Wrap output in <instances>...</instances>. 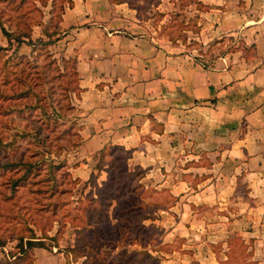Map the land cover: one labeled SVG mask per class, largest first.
<instances>
[{"label": "rangeland", "instance_id": "1", "mask_svg": "<svg viewBox=\"0 0 264 264\" xmlns=\"http://www.w3.org/2000/svg\"><path fill=\"white\" fill-rule=\"evenodd\" d=\"M85 1L0 0V264H45L48 259L41 253L46 250L64 253L69 264H175L206 239L222 264H260L251 254L254 238H264V209L254 213L259 200L243 181L231 196L228 190L221 195L218 186L225 188L226 180L219 178L220 162L177 161L162 171L155 159L147 165L149 161L134 163V146L117 143L102 157L101 149L87 156L81 150L84 110L79 98L85 86L80 62L108 41L104 34L109 30H143L170 50H182L203 64L244 45L233 36L219 43L223 38L204 34L202 12L211 8L204 0ZM131 23L140 27H128ZM96 25L105 33L87 31ZM245 51L250 53L247 47ZM154 151L152 147L150 154ZM108 155L113 159L103 162ZM87 157L94 165L91 174L84 172ZM11 159L19 163L7 164ZM98 159L103 166L96 165ZM31 163L27 181L13 188L12 178ZM110 166L118 196L114 207H125L126 214L120 235L107 230L95 239L81 222L97 204L94 198L111 196L106 191ZM202 171L209 176L202 178ZM181 173L191 187L178 192L182 186L175 183L176 193L172 184ZM204 181L219 193L202 194ZM223 231L228 238L219 235ZM21 236L24 246L28 238L43 245L25 251L19 245ZM146 250L155 258L146 256ZM183 260L180 264L190 259Z\"/></svg>", "mask_w": 264, "mask_h": 264}, {"label": "crops", "instance_id": "2", "mask_svg": "<svg viewBox=\"0 0 264 264\" xmlns=\"http://www.w3.org/2000/svg\"><path fill=\"white\" fill-rule=\"evenodd\" d=\"M204 1L211 7L202 12L204 34L223 38L219 43L233 36L244 46L203 64L182 50H170L143 30H109L104 34L108 41L80 62L85 86L79 98L84 110L81 150L87 156L106 144L134 146L130 157L134 163L149 161L147 165L155 159L162 171L177 161L220 162L219 178L226 180L225 188L218 186L221 195L228 190L231 196L241 181L247 183L250 195L259 200L256 209L250 207L256 213L264 209V0ZM86 29L105 33L98 25ZM152 147L155 151L150 154ZM84 162L88 167L84 172L91 174L93 162L88 157ZM188 170L184 169L186 178ZM182 173L174 182L182 186L178 192L186 191L185 185L191 187ZM203 173L202 178L207 176ZM200 187L202 194L219 193L208 181ZM219 235L229 236L224 231ZM261 238H254L251 258L264 264ZM41 254L48 259L45 264H69L64 253ZM183 257L190 259L187 264H222L207 239Z\"/></svg>", "mask_w": 264, "mask_h": 264}, {"label": "trees", "instance_id": "3", "mask_svg": "<svg viewBox=\"0 0 264 264\" xmlns=\"http://www.w3.org/2000/svg\"><path fill=\"white\" fill-rule=\"evenodd\" d=\"M20 1H22V0H20ZM3 29L6 33H8V35L14 36L16 39H18L19 43L23 41L20 34H15L13 31L10 32L8 30H7L8 31L7 32L5 27H3ZM111 146H119V145L118 144H106L98 152L99 156H100V154H101V157L106 156L107 151ZM111 148H114V147H111ZM113 157H114V155H110V156L108 155L105 159H103V162H106L107 160L113 159ZM18 161H23V160H21V158H20ZM98 161L99 162H97L96 165H100V164L102 166L104 165V163H102V161L100 162L99 159H98ZM10 163H11V165H17L19 162L15 161V160L13 161V159H11L10 162H8L7 164H10ZM32 165H33L32 163L29 164L28 167L25 168L24 172L21 173L19 176H17V178H12V184H13L12 187L13 188L18 187L22 181L25 182V180L28 179V176L32 171V168H31ZM113 168L114 167H111V166L106 168V170L108 171V173H107V179L108 180L106 181V185H107L106 191L109 192L111 194V196L109 197V199L107 198V200H101V201H98V200H96V198H94V201L97 202V204H93L91 206V211L89 212L88 218H86V219L84 218L86 221L81 222V224L83 225L85 233L91 234L92 237H95V239L98 235L105 233L107 230L110 232L113 231L117 235H120L119 225H120L121 221H124L123 219L125 218L126 212L123 211L125 207L121 208V209H118V207L117 208L114 207V205L116 203L114 204L113 200L117 199L118 196H115V194L113 192V188L115 187L114 186L115 175H114V171H112ZM117 204L121 205V202H117ZM94 212H95V216L93 217ZM88 223H94L96 225L103 224V226H98V227H96V229H94V228H92V226H88L87 225ZM122 223H124V222H122ZM31 236H35V235H31ZM85 238L87 239L88 242L93 243L92 242L93 240H91V239L89 240L87 236H85ZM23 239H24V236H21L19 245H20L21 249H23L25 251L31 250L34 246L43 245V244H41L42 242H38L37 240H33L31 238H28L26 241L27 246H24ZM229 240H232V239L229 238ZM101 243H103V242H101V240H100V244ZM97 246H99V244H97ZM144 253L149 258H151V257L155 258V256L151 252H149L148 250H146ZM94 259L98 260L99 255H98V257H96ZM91 264H95V263L91 262Z\"/></svg>", "mask_w": 264, "mask_h": 264}]
</instances>
